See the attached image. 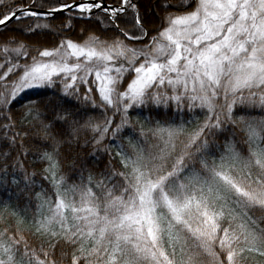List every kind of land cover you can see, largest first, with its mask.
Masks as SVG:
<instances>
[{
    "label": "snow or ice",
    "instance_id": "6c2138e0",
    "mask_svg": "<svg viewBox=\"0 0 264 264\" xmlns=\"http://www.w3.org/2000/svg\"><path fill=\"white\" fill-rule=\"evenodd\" d=\"M0 69V264H264V0H0Z\"/></svg>",
    "mask_w": 264,
    "mask_h": 264
},
{
    "label": "trees",
    "instance_id": "16d2710c",
    "mask_svg": "<svg viewBox=\"0 0 264 264\" xmlns=\"http://www.w3.org/2000/svg\"><path fill=\"white\" fill-rule=\"evenodd\" d=\"M154 3V0H141V4L144 10H148L149 15H151V5ZM61 19H63V17H61ZM60 21H56L55 25H59ZM86 27H93V25H84ZM80 34V25L77 26L75 33H73L74 36L79 35ZM38 40H40L43 44V46L46 47H51L54 46L57 43V35L55 32L50 33L47 36H41V37H37ZM4 69H0V72H3ZM38 90H30L28 92H26L22 99H27L28 97H31L33 95H35V93ZM15 111H19L20 110V104L17 103L15 105ZM254 114H259L258 112L254 113ZM145 116H147V112H145ZM115 151V149H113V152ZM82 156H84L83 153H81ZM118 159V158H117ZM85 160L88 162V167L94 169L96 172H102L106 169V166L108 164V157L106 155H101L98 158L93 159V157L86 156ZM24 165H26L30 171H35L38 175L36 178V190L40 189L41 185H44L45 188H47L48 182L45 180L40 179V174H41V169L39 167H36L34 162L32 161V159L29 157L28 159H25L23 161ZM16 175L19 176V171H16ZM9 193H11V199L14 201L16 199V197H21V199L27 203L28 202V193L27 192H17L15 189V186L13 185H7L4 187H0V201H6L9 199ZM36 205V200L33 197L32 198V202H31V207L32 209L35 208Z\"/></svg>",
    "mask_w": 264,
    "mask_h": 264
}]
</instances>
